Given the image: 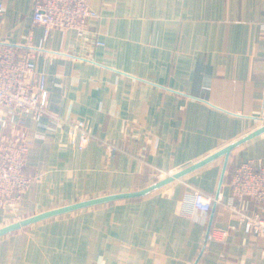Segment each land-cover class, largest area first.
<instances>
[{"label": "crops", "instance_id": "0c3cea01", "mask_svg": "<svg viewBox=\"0 0 264 264\" xmlns=\"http://www.w3.org/2000/svg\"><path fill=\"white\" fill-rule=\"evenodd\" d=\"M0 2V41L38 46L43 29L32 23L34 0ZM88 4L98 17L85 24L87 38L55 29L36 53L47 115H21L32 142L24 172L35 179L12 213L0 208V229L138 192L209 161L140 197L0 236V264H264V241L238 222L241 213L264 215V202L228 204L234 168L264 157V132L238 143L264 127V0ZM75 118L92 136L80 151L66 139ZM194 191L217 199L209 213L191 207ZM213 228L228 235L204 244Z\"/></svg>", "mask_w": 264, "mask_h": 264}, {"label": "built area", "instance_id": "2783aa9c", "mask_svg": "<svg viewBox=\"0 0 264 264\" xmlns=\"http://www.w3.org/2000/svg\"><path fill=\"white\" fill-rule=\"evenodd\" d=\"M2 13L3 3L0 2V19ZM96 17L98 13L89 6L88 0H34L32 23L43 29L38 46L28 41L23 44L0 41V208L4 211L12 213L15 210L24 191L35 179L24 172L32 142L27 131L22 129L21 115L31 114L37 121L47 115L45 76L35 71L36 53L55 29L73 30L79 37L87 38L84 26L90 18ZM92 43L94 46L102 44L96 37ZM66 139L72 148L80 151L92 136L84 120L75 118L67 124ZM106 148L108 153L115 151L113 145H106ZM229 187L228 204L233 209H236L235 203L245 197L264 202V157L259 164L247 160L236 166ZM190 200L193 209L205 214L217 202L200 191H194ZM238 222L246 234L264 241V215L241 213ZM231 229H235L234 226ZM227 235L226 229H209L203 243L222 241Z\"/></svg>", "mask_w": 264, "mask_h": 264}, {"label": "water", "instance_id": "95a60500", "mask_svg": "<svg viewBox=\"0 0 264 264\" xmlns=\"http://www.w3.org/2000/svg\"><path fill=\"white\" fill-rule=\"evenodd\" d=\"M262 132H264V127L256 130L255 132H253L249 136H247L244 139L240 140L238 143H241V142L249 139L250 137H252V136H254L256 134L262 133ZM238 143L228 146L227 148L223 149L220 153H227L228 151H230ZM208 161H209V159H206L205 161H203V162H201V163H199L197 165H192V166L184 169L183 171H180L179 173H176L175 175L168 176L165 179H162V180L158 181L156 184H154V185H152V186H150V187H148V188H146L144 190L138 191V192H132V193H126V194H118V195H109V196L99 197V198H95V199H89V200H86V201H82V202H78V203L71 204V205H68V206H64V207H60V208H56V209H52V210L46 211L44 213H41V214L36 215L34 217H31L29 219H25V220H22L20 222H16V223H13V224H10L8 226H5V227L1 228L0 229V236H3V235H5L7 233H10L12 231L18 230L21 227L29 225L31 223H34V222H37V221H40V220H43V219L55 217V216L61 215L63 213L72 212V211H76V210H79V209H82V208H87V207H90V206L103 204V203H107V202H111V201H115V200L140 197V196L152 191L153 189H155L157 187L163 186V185L171 182L173 179H175V178H177V177L189 172L190 170H192V169L196 168L197 166H200V165H202V164H204V163H206Z\"/></svg>", "mask_w": 264, "mask_h": 264}]
</instances>
